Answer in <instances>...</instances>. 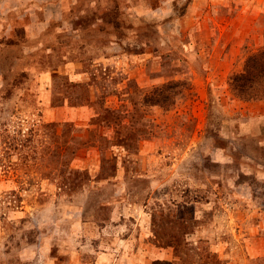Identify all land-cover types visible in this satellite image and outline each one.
<instances>
[{"label": "rangeland", "instance_id": "rangeland-1", "mask_svg": "<svg viewBox=\"0 0 264 264\" xmlns=\"http://www.w3.org/2000/svg\"><path fill=\"white\" fill-rule=\"evenodd\" d=\"M262 46L264 0H0V264H264Z\"/></svg>", "mask_w": 264, "mask_h": 264}, {"label": "trees", "instance_id": "trees-1", "mask_svg": "<svg viewBox=\"0 0 264 264\" xmlns=\"http://www.w3.org/2000/svg\"><path fill=\"white\" fill-rule=\"evenodd\" d=\"M173 84H177L176 82ZM171 87L167 85L165 87ZM230 86L236 96L245 101L264 100V46L250 53L243 69L230 77ZM151 104L170 106L174 97L158 88L148 96ZM152 264H184L170 259H156Z\"/></svg>", "mask_w": 264, "mask_h": 264}]
</instances>
